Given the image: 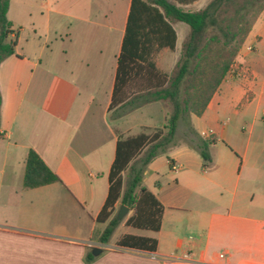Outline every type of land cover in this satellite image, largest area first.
I'll use <instances>...</instances> for the list:
<instances>
[{"label":"crops","instance_id":"0c3cea01","mask_svg":"<svg viewBox=\"0 0 264 264\" xmlns=\"http://www.w3.org/2000/svg\"><path fill=\"white\" fill-rule=\"evenodd\" d=\"M209 1L183 8L198 11ZM130 2L121 26L118 9L99 20L90 12L80 52L48 22L37 50L0 63V264H164L162 258L185 253L193 264H264V14L205 111L189 118L195 144L214 141L206 167L196 145L174 143L146 166L141 181L163 207L159 231L125 226L128 211L100 242L108 221L97 217L118 138L163 125L127 124L155 103L118 119L108 111ZM171 25L177 49L189 29ZM52 42H67L70 52L55 54ZM29 150L59 182L22 188ZM125 236L137 246H120ZM94 249L100 253L93 256Z\"/></svg>","mask_w":264,"mask_h":264},{"label":"trees","instance_id":"16d2710c","mask_svg":"<svg viewBox=\"0 0 264 264\" xmlns=\"http://www.w3.org/2000/svg\"><path fill=\"white\" fill-rule=\"evenodd\" d=\"M195 1L130 2L108 111L112 119H118L156 102H165L170 109L164 112L161 129L152 134L118 138L108 175L107 197L97 217L98 222L108 221L100 237L101 243H107L119 224L115 216L110 218L118 201L132 212L125 226L159 231L163 207L141 185L145 168L174 145L180 120L202 115L232 71L253 23L264 14V0H210L198 11L183 8ZM8 6L9 0H0V63L14 55L16 47L17 32L6 19ZM173 22L185 24L189 32L174 72L166 75L156 67L154 56L163 49L174 51ZM213 143L207 140L196 144L204 167L209 160L206 150ZM125 173H128L126 181ZM57 182L59 178L33 150H29L24 162L22 188L31 190ZM120 246L135 247L137 244L133 237L125 236Z\"/></svg>","mask_w":264,"mask_h":264},{"label":"rangeland","instance_id":"374dc122","mask_svg":"<svg viewBox=\"0 0 264 264\" xmlns=\"http://www.w3.org/2000/svg\"><path fill=\"white\" fill-rule=\"evenodd\" d=\"M126 1L127 0H9L6 19L11 24L12 30L17 32L15 52L21 56L37 50L39 44L43 42V37H41V35L44 34L48 22L57 27L59 26L58 32L62 35L66 34L68 39L75 42V45L71 47L73 52H80L81 39L84 37L83 21L89 17L90 12L98 16L97 19L99 20V16L102 12H104L105 16H109L111 12L118 9L120 15L119 24L121 26ZM59 13H63V16L59 15ZM179 25L185 26L183 23H179ZM34 31H36L38 35H34ZM67 42H65V45L52 42V51L58 55H62L64 49L70 52V44H67ZM181 46L182 44L179 38L177 49H174V51L164 49L154 56V63L159 71L166 75H171L174 72L176 62L179 59ZM169 109L170 107L167 103L157 102L148 106L142 112L134 113L132 115L133 117L127 119V124L131 126L135 124L138 119L150 126L159 125L162 123L164 112ZM226 117V115H223L222 118L225 119ZM250 117L251 115H247V118ZM189 118L191 117L187 116L179 121L177 132L174 135V143L188 142L194 147V145H196L194 137L199 135L197 126L194 123L192 126ZM155 130L158 129H147L145 133L152 134ZM209 148L210 146L206 150L208 157L210 154ZM0 154L2 156L3 150L0 151ZM127 174L128 173H125L124 175L125 181ZM53 211L56 212L57 210L53 209ZM125 217L126 215L120 220V223ZM119 230L120 229L113 234L110 242H113L118 236Z\"/></svg>","mask_w":264,"mask_h":264},{"label":"built area","instance_id":"2783aa9c","mask_svg":"<svg viewBox=\"0 0 264 264\" xmlns=\"http://www.w3.org/2000/svg\"><path fill=\"white\" fill-rule=\"evenodd\" d=\"M164 264H193L190 253H185L179 257H164Z\"/></svg>","mask_w":264,"mask_h":264},{"label":"water","instance_id":"95a60500","mask_svg":"<svg viewBox=\"0 0 264 264\" xmlns=\"http://www.w3.org/2000/svg\"><path fill=\"white\" fill-rule=\"evenodd\" d=\"M128 211L129 210H128L127 207H125L123 205H120L119 208H118L117 214L115 216L116 220L117 221H120L128 213ZM99 253H100V250L99 249H94L91 254L93 256H95V255H97Z\"/></svg>","mask_w":264,"mask_h":264}]
</instances>
